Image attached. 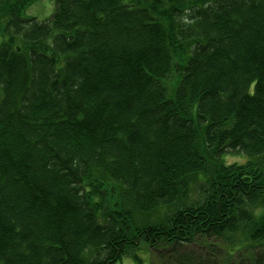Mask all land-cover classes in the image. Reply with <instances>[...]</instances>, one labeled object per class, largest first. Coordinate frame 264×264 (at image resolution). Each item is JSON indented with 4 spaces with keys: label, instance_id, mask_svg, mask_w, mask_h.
Returning a JSON list of instances; mask_svg holds the SVG:
<instances>
[{
    "label": "trees",
    "instance_id": "1",
    "mask_svg": "<svg viewBox=\"0 0 264 264\" xmlns=\"http://www.w3.org/2000/svg\"><path fill=\"white\" fill-rule=\"evenodd\" d=\"M36 1L0 0V264H264V0Z\"/></svg>",
    "mask_w": 264,
    "mask_h": 264
},
{
    "label": "rangeland",
    "instance_id": "2",
    "mask_svg": "<svg viewBox=\"0 0 264 264\" xmlns=\"http://www.w3.org/2000/svg\"><path fill=\"white\" fill-rule=\"evenodd\" d=\"M55 7V0H38L30 7H28L24 11V15L27 17H35L39 21H44L52 15ZM224 163L232 164L238 163L242 164L246 161V157L242 156L241 154L235 155H224L223 158ZM200 183V180L198 181ZM196 187L192 186L193 192ZM196 192V191H195ZM197 193V192H196ZM238 237L239 235H234ZM211 245L212 247L204 248L203 246ZM231 244L224 239H209V240H201L196 245H190L188 247L180 249L182 253L186 254H194L201 255L203 258L212 260L215 264H226L228 258V248ZM203 247V248H202ZM170 249V248H169ZM163 249H159L162 251ZM163 252V251H162ZM168 252V250H165ZM236 252V251H235ZM137 254L143 260V264H174L172 262L167 261L169 259L170 254H162L161 256L157 254V252L147 249L143 245L139 247ZM236 254V253H235ZM236 256V255H235ZM235 256L233 257L234 259ZM122 264H133L131 260L125 259ZM207 264V263H206Z\"/></svg>",
    "mask_w": 264,
    "mask_h": 264
}]
</instances>
